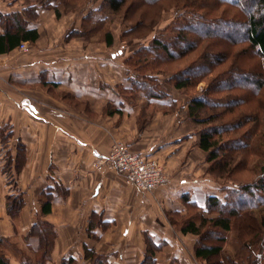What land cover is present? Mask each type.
Here are the masks:
<instances>
[{"label": "crops", "instance_id": "0c3cea01", "mask_svg": "<svg viewBox=\"0 0 264 264\" xmlns=\"http://www.w3.org/2000/svg\"><path fill=\"white\" fill-rule=\"evenodd\" d=\"M105 0H89L67 11L60 0H0L3 17H26L39 37L0 55V239L6 245L37 251L40 241L28 238L39 219L56 233L54 263L74 257L90 264L86 250L106 256L110 264H141L146 236L162 246L157 264H205L195 257L197 237L184 235L169 222L168 212L183 213L184 194L206 208L211 177L200 136L186 117L190 97L159 81L164 98L132 95L126 60L148 47L156 31L129 45L127 31L107 11ZM30 4H29V3ZM27 9V11H26ZM26 14V15H25ZM111 27L90 35L83 23ZM118 22V21H116ZM118 24V23H115ZM113 38L107 44L106 33ZM100 35V36H99ZM113 142L158 160L167 182L154 193H143L118 173L94 166L107 156ZM208 188V189H207ZM52 196L51 213L42 215V198ZM21 198L18 217L7 212L8 198ZM91 228V230H90ZM14 247V246H13ZM5 249V250H4Z\"/></svg>", "mask_w": 264, "mask_h": 264}, {"label": "trees", "instance_id": "16d2710c", "mask_svg": "<svg viewBox=\"0 0 264 264\" xmlns=\"http://www.w3.org/2000/svg\"><path fill=\"white\" fill-rule=\"evenodd\" d=\"M38 1L45 5L49 0ZM60 1L67 11H73L89 0ZM161 1L164 0H105L104 2L107 11L118 17L126 26L127 31L123 33L121 40L131 45L135 40L147 38L156 31L154 28L158 20L148 17L146 8L160 4ZM219 1L230 7L244 9L246 12L249 6L244 0ZM248 1L251 9L255 5L259 8L257 14L247 13L248 18L245 23L240 20L218 19V22H213L214 25L211 27L199 19L192 18L184 24L186 27L171 28L170 35L168 27L164 31L156 32L148 47H141L126 60L127 67L135 73V77L131 79L133 96L142 92L149 99L164 98L166 92L159 77L165 76L167 77L165 84L190 97L185 115L196 127L200 136L199 147L207 154V173L216 180L237 182L236 174L245 167L243 156L247 155V150L252 148L254 142L251 132L241 134L252 122L249 120L250 117L242 121L247 117L246 115L236 116L232 120L235 123L224 120L236 115L234 113L237 107L246 100H243L238 92L250 85L256 96L263 88L261 72L264 73V0ZM28 10L34 11L35 8L30 7ZM3 24L5 33L0 35V55L11 52L24 42L33 44L39 37L35 29H28L29 21L25 17L7 15L3 17ZM83 28L84 31L77 34L90 39V35L103 30L104 24L100 22L92 25L89 19H85ZM239 28H244V31H238ZM239 36L244 38L248 48L255 53L259 61L258 68L262 69L261 72L259 70L254 72L251 77L247 76L242 68L241 71H237L240 68L236 63H232L228 70L220 71L230 57L225 50L219 48L222 49L223 44L228 48L237 44L239 39L236 38ZM209 39L214 40L213 45L204 47L199 44ZM106 40L108 45H112L113 38L110 32L106 33ZM233 70L236 71L232 72ZM203 82H206V88L201 93L190 96V91L196 90ZM263 193L264 172L255 184L242 185L239 182V187L229 192L227 202H222L216 196H209L205 210L193 201L189 194H184L182 197L184 206L186 209L195 210L197 214L184 215L180 212H172L167 216L176 230L184 235L191 234L197 237L195 257L199 262L225 264L221 255L228 233L238 232L236 241L246 247L247 241L251 242L249 239H253L254 233L262 228H255L254 221L246 215L248 210H259L262 205H249L246 201L249 198L263 199L261 197ZM51 201V195L42 198L43 216L51 213ZM21 206V198H8L7 212L13 219L18 217ZM200 212L207 213L210 217ZM242 219L245 221L240 223ZM31 237H36L40 241L37 251L32 250L30 246L29 252L14 246L20 257V264H56L51 258L56 240L53 226L39 219L24 240L27 241ZM5 244L6 241L0 239V264H11L3 251ZM146 246L147 251L141 264H157L155 256L161 251L162 246L156 245L147 236ZM242 256L243 250L236 251L228 258L230 264H242ZM86 259L90 264H110L106 256L97 254L94 250H86ZM58 264H78V260L74 257H66Z\"/></svg>", "mask_w": 264, "mask_h": 264}, {"label": "rangeland", "instance_id": "374dc122", "mask_svg": "<svg viewBox=\"0 0 264 264\" xmlns=\"http://www.w3.org/2000/svg\"><path fill=\"white\" fill-rule=\"evenodd\" d=\"M249 6H247L248 10L247 12L244 11V9H239L235 7H230L227 4H224L223 2H220L219 0H164L161 1V3L152 6L151 8H146V13L148 17H151L152 19L158 20L155 30L156 32L164 31L167 27L169 28L168 34H171V28L175 27H186L187 20H190L192 18L199 19L200 21L205 22L207 26H213V22H218V19H224L228 21H235L240 20L243 23L247 21V13L252 14L255 12L257 14L258 6L255 5L254 8H250V3L247 0H244ZM254 2V1H253ZM246 6V5H245ZM27 11V9H26ZM264 12V9H263ZM26 15V14H25ZM35 12L33 11H27L26 17L28 19H34ZM181 16L183 19H181ZM116 21H113L112 27L114 29H117L119 27V23L121 20L116 17ZM118 23V24H115ZM112 24V23H111ZM111 24L108 26H104L105 31L111 27ZM103 28V29H104ZM213 29V28H211ZM244 31V28H239L238 31L242 32ZM100 36V35H99ZM237 44L231 45L229 48L226 47L224 44L219 48V50H225V53L228 54L230 59L226 62L225 66L220 68V71H226L229 66L232 63H236V65L243 70H245V74L249 77L253 75L254 72H261L262 69L258 68L257 65L259 63L258 58L256 57L255 53L252 52L248 48V44L244 41V38L242 36H239L236 38ZM192 40V39H191ZM216 41V40H215ZM214 40H205L202 43L204 47L213 45ZM226 43V42H225ZM220 44V43H219ZM236 70H233L232 72H235ZM261 77L263 81V88L260 89L258 92V95L255 96L256 92L254 91L253 87L249 85V87L243 88L242 91L238 92L241 94V97L243 100V103L240 107H237V110L234 114L225 118L226 121H232L236 116H247L242 121H246L249 117V120L252 121L249 123L245 129L241 132L248 134L251 132V134L254 137L253 146L251 149L247 150V155H244V165L243 170L238 172L236 174V180L235 181H229V180H216L212 178L211 176V182L209 192L211 194H217L218 198L221 199L222 202H227V198L229 196V192L231 190H236L239 187V182L242 185L246 184H255L260 180V177L262 173L264 172V73H262ZM207 84L206 82H203L199 84L196 90L190 91V96L196 95L201 93V91L206 88ZM189 97V96H188ZM253 119V120H251ZM236 120V119H235ZM248 120V121H249ZM232 123H235L232 121ZM239 181V182H238ZM163 186V185H162ZM161 187V186H160ZM159 187V188H160ZM207 188V189H208ZM155 192V191H154ZM152 192V193H154ZM151 193V194H152ZM261 197L263 199L258 198H249L248 201H246L249 205L250 204H258L262 205L259 207V210L250 209L247 211L246 215H248L249 218H251L254 222L253 225L255 228L262 227L260 231L254 233L253 239H249L250 241H247L246 247L242 243H238L236 241V237L239 235L238 232H230L227 234V242L224 246V250L221 255V259L225 264H230V261L228 258L229 256H233L236 251H242L243 250V259L237 260L241 261L242 264H264V193L261 194ZM172 212H168L169 215ZM189 214H197L195 210L189 209L185 207V210L182 214L184 215ZM205 216L210 217L207 213H203ZM245 214V213H244ZM183 215V216H184ZM168 217V216H167ZM169 219V217H168ZM245 220L239 221L240 223H243ZM247 224V223H246ZM241 226V224H238ZM242 229V228H241ZM146 239V238H145ZM14 244H8L6 245V253L10 256H12L15 259H20L18 253L15 251ZM17 248H20L17 245ZM27 251L26 249H24ZM29 252V251H27ZM261 256V258H260ZM57 262L56 264H58ZM78 264H87L85 262L78 261ZM174 264V263H173Z\"/></svg>", "mask_w": 264, "mask_h": 264}, {"label": "built area", "instance_id": "2783aa9c", "mask_svg": "<svg viewBox=\"0 0 264 264\" xmlns=\"http://www.w3.org/2000/svg\"><path fill=\"white\" fill-rule=\"evenodd\" d=\"M26 49L27 44L22 43L20 50ZM94 166L120 174L127 184L143 193H152L167 182V175L158 160L132 152L123 142H113L108 155L97 159Z\"/></svg>", "mask_w": 264, "mask_h": 264}]
</instances>
